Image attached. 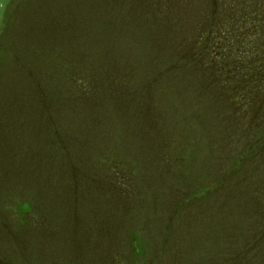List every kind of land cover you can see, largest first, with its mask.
<instances>
[{
	"label": "rangeland",
	"instance_id": "1",
	"mask_svg": "<svg viewBox=\"0 0 264 264\" xmlns=\"http://www.w3.org/2000/svg\"><path fill=\"white\" fill-rule=\"evenodd\" d=\"M0 264H264V0H0Z\"/></svg>",
	"mask_w": 264,
	"mask_h": 264
}]
</instances>
